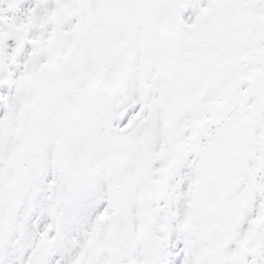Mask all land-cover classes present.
<instances>
[{
    "label": "snow or ice",
    "instance_id": "1",
    "mask_svg": "<svg viewBox=\"0 0 264 264\" xmlns=\"http://www.w3.org/2000/svg\"><path fill=\"white\" fill-rule=\"evenodd\" d=\"M0 264H264V0H0Z\"/></svg>",
    "mask_w": 264,
    "mask_h": 264
}]
</instances>
